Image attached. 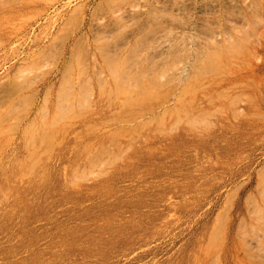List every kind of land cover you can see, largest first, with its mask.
I'll list each match as a JSON object with an SVG mask.
<instances>
[{
    "label": "rangeland",
    "instance_id": "rangeland-1",
    "mask_svg": "<svg viewBox=\"0 0 264 264\" xmlns=\"http://www.w3.org/2000/svg\"><path fill=\"white\" fill-rule=\"evenodd\" d=\"M0 264H264V0H0Z\"/></svg>",
    "mask_w": 264,
    "mask_h": 264
},
{
    "label": "bare ground",
    "instance_id": "bare-ground-1",
    "mask_svg": "<svg viewBox=\"0 0 264 264\" xmlns=\"http://www.w3.org/2000/svg\"><path fill=\"white\" fill-rule=\"evenodd\" d=\"M132 8H133V5H130V6H128L127 9H125V10H126V11H131ZM116 16H117V15H116ZM214 37H215V36H214Z\"/></svg>",
    "mask_w": 264,
    "mask_h": 264
}]
</instances>
